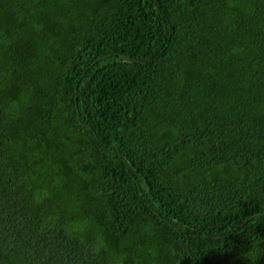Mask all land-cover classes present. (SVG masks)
Listing matches in <instances>:
<instances>
[{"label": "trees", "instance_id": "16d2710c", "mask_svg": "<svg viewBox=\"0 0 264 264\" xmlns=\"http://www.w3.org/2000/svg\"><path fill=\"white\" fill-rule=\"evenodd\" d=\"M0 264H264V0H0Z\"/></svg>", "mask_w": 264, "mask_h": 264}]
</instances>
